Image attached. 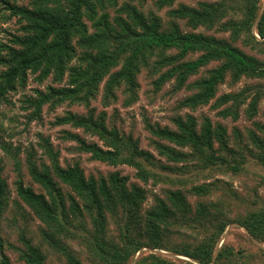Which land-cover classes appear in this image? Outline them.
<instances>
[{
	"label": "trees",
	"instance_id": "trees-1",
	"mask_svg": "<svg viewBox=\"0 0 264 264\" xmlns=\"http://www.w3.org/2000/svg\"><path fill=\"white\" fill-rule=\"evenodd\" d=\"M24 1L25 6H17L0 0L20 23L13 46H2L4 53H0V98L25 88L30 75L38 84L51 79L56 87L36 90L35 96L25 99L33 119H40L45 106L51 110L61 105L85 108V115L66 112L53 122L54 126L81 129L102 143L63 132L64 140L76 143L74 150L112 168H131L142 185L168 187L163 198L155 195L154 204L144 208L147 191L138 183L119 172L95 178L86 177L76 164L62 167L60 152L41 138L48 164L38 163L31 151L26 167L42 193L18 179L16 195L44 225L40 229L43 240L64 257L65 264H83L70 242L86 250L88 264H176L162 258V251L190 261L184 264H239L232 259L239 253L217 248L230 224L263 244L264 199L245 201L227 183L212 179L214 175L239 176L250 162L264 167V121L254 120L264 98V9L260 0H190L194 5L175 8L177 0H153L158 11L168 9L166 26L155 14L142 11L148 0H123L121 4L119 0ZM110 10L115 13L112 18ZM180 22L190 31H182ZM199 28L215 30L227 35L226 39L196 33ZM238 43L263 59L247 54ZM193 55L197 57L187 60ZM211 64L215 66L188 82ZM144 69L155 77L154 91L172 82L173 92H191L178 102V109L195 111L211 104L221 120L236 122L242 114L252 121L253 129L243 137L234 128L231 140L227 129L208 117L198 123L191 115L177 116L172 119L175 130L146 123L154 138L151 146L160 158L156 159L139 149L130 136L125 138L115 127L109 128L105 113L96 115L91 107L99 94L103 108L116 103L119 96L122 107L135 105L138 76ZM227 78L231 86L242 78L256 83L217 96ZM60 184L68 188L67 194ZM188 197L196 199L194 206ZM229 198L246 203L245 212L233 217ZM8 199L7 183L0 174V222ZM184 230L189 234L180 238ZM20 242L23 248L14 249L23 264H46L30 240L22 236ZM0 264H12L1 235Z\"/></svg>",
	"mask_w": 264,
	"mask_h": 264
},
{
	"label": "rangeland",
	"instance_id": "rangeland-1",
	"mask_svg": "<svg viewBox=\"0 0 264 264\" xmlns=\"http://www.w3.org/2000/svg\"><path fill=\"white\" fill-rule=\"evenodd\" d=\"M12 4L17 6H25L27 4L24 0H10ZM123 0H119L121 4ZM178 4L194 5L190 0H177L173 5L175 8ZM260 8L264 9V0H260ZM145 14L151 12L161 19L164 26L169 21L166 12L168 9L158 11L153 0H148L142 8ZM110 18L115 16V13L109 11ZM182 31H190L184 26V22H180ZM20 23L14 17H11L7 11L0 5V53H4L2 46H13L14 36L20 35ZM204 35L214 36L216 38L226 39L227 35L219 34L215 30L207 31L199 28L195 31ZM237 46L244 52L250 55H256L259 59L262 56L247 49L242 48L238 43ZM197 55H193L188 59H195ZM215 64H211L205 68L201 74L189 79V83L199 78L204 71L212 68ZM2 68L0 67V70ZM155 77H151L147 70L144 69L138 76L139 92L138 102L129 107L124 108L121 105L122 97L113 103L108 108H103L100 103V94L94 101L91 102V107L95 108L96 115L104 112L106 115V124L110 127H115L118 132L127 138L130 136L133 141H136L139 149L150 152L156 159H160L153 147L151 141L154 139L149 131L146 129V123L154 127L168 128L175 130L172 119L177 116L184 117L186 114L195 117L199 122L202 118L208 117L213 123H220L227 129L228 136L233 140V129L236 128L241 132L243 137L246 136V130L253 129L252 121L246 120L244 116H240L238 121L232 122L230 119L221 120L216 115V111L210 108L211 104L198 108L195 111L187 109H178V102L190 95V91L183 89L180 92H173V83H167L160 91H154L151 84ZM226 79V83L218 88L217 96L224 93L234 92L242 89L244 86L253 85L255 81H249L242 78V80L231 86ZM64 83L61 85L63 86ZM47 86H57L53 84L51 79H47L42 84L34 81L33 76L28 77L27 84L23 89H17L14 93H9L4 98H0V174L2 179L7 183L9 199L8 206L3 213L0 222V235L4 240V252L10 259L12 264H23L19 260V254L15 248H23L20 239L23 236L30 240L34 246L40 249L45 257L46 264H65L64 257L55 252L42 238L41 228L44 225L37 220L30 212V210L22 204L16 195V182L21 179L24 185L31 187L36 193H42L40 187L35 184L27 171V154L33 151L37 162L48 161L43 157V150L41 149V138L48 139L52 146L60 152V165L65 167L67 165H78L86 177L94 176L106 177L112 172H119L122 176H127L130 182L138 183L147 191V201L144 208H149L154 204V196L164 197L163 190L168 189L167 186L160 185L153 187L151 184L142 185L141 182L134 178V171L126 166H119L112 168L100 162H95L89 159V155L80 153L74 150L76 143L63 139V132H70L77 134L81 139L86 142H94L98 145L102 143L96 138L83 133L81 129L77 130L70 126H54L55 118L63 116L66 112L85 115L86 109L80 106H67L61 105L55 110L49 109L47 106L43 107L40 114V119L35 120L32 118V109L25 103L26 98L35 96V91H44ZM101 91V89H100ZM255 121H264V98L259 105V112ZM162 174H169L163 172ZM212 179H220L227 183L231 191L236 193L240 198L245 201L264 199V167H261L254 162L247 164L245 172L239 176H220L214 175ZM212 181V180H210ZM61 188L67 194L68 188L60 184ZM227 194V193H226ZM225 195V193H223ZM218 196V195H216ZM216 198V197H214ZM233 207L231 214L233 217L236 214H243L247 207L246 203L238 201V199H228ZM188 201L192 206L196 203V199L188 197ZM235 214V215H234ZM113 229V226H111ZM189 231H182L181 234ZM186 234L179 235L180 238L185 237ZM68 245L71 247L74 254L82 260L83 264H88L86 261V250L80 246L79 243L70 242ZM228 247L234 253H239L233 256V260L239 264H264V243L260 244L253 240L245 230L239 228L235 224H230L223 233L217 248ZM148 252L145 251L144 255ZM162 258L168 259L176 264H184L190 261L184 257L173 255L171 252L162 251L159 253ZM139 255V254H138ZM137 255V256H138ZM138 258V257H136Z\"/></svg>",
	"mask_w": 264,
	"mask_h": 264
}]
</instances>
